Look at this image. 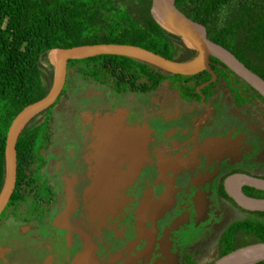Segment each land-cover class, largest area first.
I'll list each match as a JSON object with an SVG mask.
<instances>
[{
    "label": "flooded vegetation",
    "instance_id": "obj_1",
    "mask_svg": "<svg viewBox=\"0 0 264 264\" xmlns=\"http://www.w3.org/2000/svg\"><path fill=\"white\" fill-rule=\"evenodd\" d=\"M74 84L52 109L66 120L37 139L35 172H16L0 211V264H72L83 249L90 264H211L242 246L248 234L229 227L251 210L225 181L264 177L262 106L256 118L228 92L213 104L182 95L174 104L166 94ZM146 94L157 105L138 98ZM245 186L236 188L248 195Z\"/></svg>",
    "mask_w": 264,
    "mask_h": 264
},
{
    "label": "trees",
    "instance_id": "obj_2",
    "mask_svg": "<svg viewBox=\"0 0 264 264\" xmlns=\"http://www.w3.org/2000/svg\"><path fill=\"white\" fill-rule=\"evenodd\" d=\"M175 4L201 24L211 40L264 78V0H175ZM102 42L134 44L178 61L191 60L198 54L182 36L158 23L151 11V0H0V188L5 176L8 126L25 104L51 87L55 64L49 55L59 47ZM213 60L216 79L197 92L196 86L211 77L209 71L174 73L120 54L70 58L67 85L51 104L33 114L18 133L17 179L35 172L37 139L50 136L55 122L52 109L68 93L72 81L79 86L90 81L103 83L119 93L158 92L166 83L178 95L200 104L202 99L208 102L224 91L238 99L239 105L243 99L261 114L258 105L264 109V96L217 58ZM240 83L242 88L234 85ZM21 163H28L29 167L23 169ZM245 187L243 191L248 195L255 191L264 194ZM237 229L246 232L248 238L235 245L264 241V210L249 211L243 220L232 222L230 232ZM250 264H264V259Z\"/></svg>",
    "mask_w": 264,
    "mask_h": 264
},
{
    "label": "water",
    "instance_id": "obj_3",
    "mask_svg": "<svg viewBox=\"0 0 264 264\" xmlns=\"http://www.w3.org/2000/svg\"><path fill=\"white\" fill-rule=\"evenodd\" d=\"M151 11L154 18L165 29L179 34L191 46L198 50L195 58L178 61L164 57L149 49L127 43H85L55 49V74L51 87L43 95L29 101L12 118L5 138V176L0 191V211L6 203L16 179V139L23 124L36 112L51 104L63 89L67 77L68 60L73 57L99 53L120 54L141 59L167 71L185 75L196 74L207 70L211 77L196 86V91L216 79L212 69L213 57L217 58L237 76L251 85L264 96V78L248 68L230 50L211 40L205 28L182 12L175 0H151ZM225 184L227 194L240 207L247 210H264V197H253L244 194L236 185L246 184L255 189L264 190V177L236 172L227 177ZM235 185V186H234ZM88 251L76 255L72 264H90ZM250 255L264 256V241H257L236 247L215 259L211 264H233L238 259ZM260 259H264L260 258ZM258 259V260H260ZM256 260V261H258ZM255 262V261H254ZM253 263V262H250ZM248 263V264H250Z\"/></svg>",
    "mask_w": 264,
    "mask_h": 264
},
{
    "label": "rangeland",
    "instance_id": "obj_4",
    "mask_svg": "<svg viewBox=\"0 0 264 264\" xmlns=\"http://www.w3.org/2000/svg\"><path fill=\"white\" fill-rule=\"evenodd\" d=\"M54 52V51H53ZM56 52V51H55ZM55 52H54V54H55ZM49 58L51 59V57H50V55H49ZM54 59H55V57H54ZM54 59H51L52 61H54ZM77 91L79 92V93H82L83 92V90H81V89H77ZM74 94V93H73ZM72 94V95H73ZM156 94H158V95H162V94H166V95H168L169 96V99L170 100H172V103H174V104H177V99H178V92H176V91H174V90H170L169 89V86L165 83L163 86H162V88L158 91V92H156ZM225 94V92H220V93H218L217 94V96H215L211 101V103L213 104V102H215V99L217 98V100L220 98V97H222V95H224ZM156 97V95H151V94H146V95H144V96H138V98L141 100V101H144L145 103H148V104H153V105H157V97ZM66 98H68V96L66 97ZM68 100V99H67ZM202 101V100H201ZM171 103V104H172ZM173 104V105H174ZM200 104V103H199ZM231 104V103H230ZM200 105H202V104H200ZM69 108V107H68ZM71 108V107H70ZM72 109V108H71ZM71 109H68L69 111H71ZM236 110V108H235V106H231V110ZM244 109H245V111L248 113L249 112V114H251V115H255V117L257 118V115L258 116H260L259 114V112L258 111H256V108L255 107H252L251 108V106H250V104L248 105V104H246L245 105V107H244ZM58 108H56L55 110H54V112H55V115H54V117L56 118V119H58V120H66V116H65V114L61 111H59L58 112ZM60 110H62V109H60ZM263 116L261 117V121H263ZM257 120L259 121V119L257 118ZM264 124V123H263ZM259 125H262V124H259ZM261 155L262 156H260L259 157V159H260V169L261 170H263L264 171V152L262 151L261 152ZM255 167H259V166H255Z\"/></svg>",
    "mask_w": 264,
    "mask_h": 264
},
{
    "label": "bare ground",
    "instance_id": "obj_5",
    "mask_svg": "<svg viewBox=\"0 0 264 264\" xmlns=\"http://www.w3.org/2000/svg\"><path fill=\"white\" fill-rule=\"evenodd\" d=\"M55 52V51H54ZM54 52H52L50 54V57L52 59H54L55 57V54ZM264 256L263 255H250V256H247V257H244V258H241V259H238L237 261H235L233 264H248L250 262H254L260 258H263Z\"/></svg>",
    "mask_w": 264,
    "mask_h": 264
}]
</instances>
